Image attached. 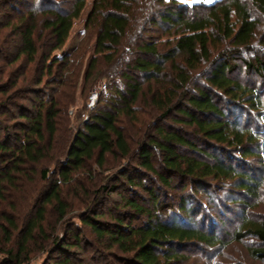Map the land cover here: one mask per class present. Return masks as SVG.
<instances>
[{
	"label": "trees",
	"instance_id": "trees-1",
	"mask_svg": "<svg viewBox=\"0 0 264 264\" xmlns=\"http://www.w3.org/2000/svg\"><path fill=\"white\" fill-rule=\"evenodd\" d=\"M85 4L0 0V231L10 261L25 262L37 241L42 251L80 248L78 227L65 229L68 237L62 239L47 232L48 212L64 222L69 205L63 186L92 163L103 168L113 156L118 163L126 161V168L113 184H102L90 201L84 200L89 214L80 217L95 243L112 256L125 254L118 259L129 264H175L187 259L182 252L190 246L218 252L232 241L251 239L249 257L264 262V214L251 212L264 191V93L235 74L234 62L251 50L264 0H220L195 15H189L197 9L194 1L189 6L180 0H93L87 22L102 17L103 26L83 77L84 90L104 77L111 83L104 82L106 90L86 114L85 107L74 114L79 125L58 153L64 158L49 168L67 105L54 97L59 88L49 85H58L61 96L73 95L80 67L79 61L70 67L67 53L53 52L64 46ZM160 26L165 38L159 41L148 33ZM241 61L248 71L264 75V54ZM42 83L44 90L38 88ZM126 122L140 124L135 142ZM41 164L46 166L39 169V188L27 199L29 210L15 218L4 208L6 193L24 178L32 181ZM116 179L148 194L144 203L121 197L123 210L132 219L143 217V223L98 212L101 199L119 187ZM162 188L180 190L175 204L161 199L166 196ZM196 193L202 198L196 199ZM221 196L240 211L225 235L215 229L223 220L218 213L207 218L208 229L196 222L207 205L225 207ZM58 263L71 264L66 257Z\"/></svg>",
	"mask_w": 264,
	"mask_h": 264
},
{
	"label": "rangeland",
	"instance_id": "rangeland-1",
	"mask_svg": "<svg viewBox=\"0 0 264 264\" xmlns=\"http://www.w3.org/2000/svg\"><path fill=\"white\" fill-rule=\"evenodd\" d=\"M92 1L93 0H86L85 7L83 8L80 16L74 21L69 37L66 40L64 46L61 49L53 52V54H56L57 56H61L63 53H67L69 55L70 67L76 64L78 61L80 62V67H78V82L74 90H72L73 95L65 93L63 96H61L60 87H58V85H49V89L54 88L55 90V88H59V92L55 93L54 91V97H62V101H65L67 104L66 106H63V109L65 110L63 114H61L62 117H60L59 124L57 126L58 130L56 140L53 144L55 150L52 151L53 159L50 160L49 168H53V162L55 161V159H57L58 162H61V160H63L64 158L63 153L61 155H58V153L61 152L63 148L67 147V144H65L66 137L69 134L72 136L75 128L79 125L75 121L74 114L81 110L83 107H85L86 109V112H83V114H86L87 111L91 109L86 107L88 92L90 88L96 86L97 83L92 86H88L87 89L84 90L83 77L89 65V62L94 55L95 47L103 26L102 17H97L89 23L87 22ZM192 1L196 2L197 9H194L190 12L188 11L190 13L189 15H195L197 13L203 14L207 11L202 6L220 0H180L181 3L188 4L189 6H191ZM258 18L259 25L254 37L251 50L243 52V54L240 56L243 61L251 59L252 55L255 56L258 54H264V16H259ZM162 30L163 29L161 26L153 27L148 34L151 36V38H155L160 41L161 39L165 38V34ZM241 59H237L236 61L234 60V62H236V64L238 65L237 69L235 70V74H240L239 76L243 81L254 84L257 89L264 93V75L253 70L248 71L247 69H245ZM31 74L32 72L28 74V76H30ZM45 78L46 77H44L43 80H45ZM116 79L118 80V78ZM199 79L200 76L198 77V80ZM110 80V78L104 77L98 80V82L100 81L99 84L106 82V84L110 86ZM43 84L44 83L40 84L38 88H43L44 90ZM105 93L103 95H105ZM25 96H27V98H34V96L36 95L32 93H26ZM22 102L24 104H28V102L25 100H22ZM140 115V117H144V115ZM0 119L2 120V117ZM13 121L14 119H10L8 120V122H5L8 125L12 124ZM124 126L127 135L131 137L132 142H135V140H137V138H139L140 136V124L136 122H126ZM8 132L11 134L12 132H14V129L10 128V131ZM3 135L4 132L2 131L0 134V139L3 137ZM198 143V146H203L204 144L200 141H198ZM118 162L119 161L117 158L109 156L107 157L106 164L103 168H99L96 164L92 163L91 165L87 166L82 171V173H80L78 176L76 175L77 178L75 181L63 186L62 192L66 196L69 205L68 214L65 216L64 222L61 223V221H57V216L56 214L52 213L53 211L48 212L46 222L47 232L53 230L54 234L58 235V237L62 239L65 236L68 237L66 234L64 235L65 229H72V231H76L75 228L78 227L80 228L82 234L79 236V239H81L82 241L80 248L68 249L66 253L52 252L49 251V249L46 251H42L39 247L42 242L37 241L36 244L31 245V249H33V251L29 254L28 259H24L25 262L21 264H59L58 262L65 257L70 260L71 264H129L130 261L128 262L127 259L126 261H122L123 259H118L123 258V256L126 258L125 254L118 253L115 258L111 255L112 251H108L106 248L100 246L99 243H95V236L93 232L90 231L89 228L85 227L80 221V217H86L89 214L85 210L84 200L90 201V196H92L91 194L93 193V191L99 188L102 184H105L106 182L109 183L108 185L113 184V182H115V178H117L118 176V172L126 168V161H121L120 163ZM42 166L46 165L41 164L35 167L34 172L31 175L33 177L32 181L27 182L26 178H24V180L20 181L19 187L11 191V194L10 192L6 193L7 196L9 194V201L5 202V207H3L7 212H11L15 216V218L19 216L21 219V217L26 216L25 213H27V211L29 210V201L27 199H29V196L35 193L40 186L38 173L39 169L42 168ZM174 180L176 181V179ZM116 181V184L117 186L119 185V187L101 199V203L97 205L98 212H103L105 214V218H110L111 214H121L123 215L124 223H128L130 219L131 224L143 223V217L132 219L130 217L131 215L127 214L126 210H123L124 208L121 207V197L131 196L133 198H136L140 203H144L148 200V194H146L144 190L137 187L130 188L122 185L120 183L121 179H116ZM162 190L164 193H166V196H161V199L166 201V203L170 202L175 204L176 200L179 197L180 190L167 188H162ZM186 191L187 190L185 189V192ZM201 195L202 194L196 193L195 198L200 199L202 198ZM221 197H219L220 202L222 200V204L226 203V205H224L225 207L221 205L222 209L221 206H217V208L215 209L211 204V209L210 206L207 205V207L209 208H204L206 209L203 210L204 213L203 211H200V214L204 215L200 216L199 214V216H197L196 222L198 224H204V228L208 229L209 224L207 218H214V215L218 213L223 218V220L221 222L216 221L215 229L221 234L225 235L226 233H230L232 228L235 226L237 222V216L240 211L236 206L228 203L226 197ZM225 199L227 201H225ZM202 200H205V197H203ZM10 202H12L11 204H14L15 207H17V211L14 212L10 209ZM250 202L252 204H258V202L254 200H251ZM3 203L4 202H2V204ZM259 204L260 205L256 209H251L252 214H264V191H262V198L261 201H259ZM217 209H220V213L219 211H217ZM165 212L168 213L169 211L166 210ZM20 219L17 220L19 221V223H21ZM225 238H227L228 240L230 239V237L228 236H226ZM69 241L74 242L71 239H69ZM251 242V239H247L241 242L232 241L228 243L224 248L219 249L218 252L208 248H204L200 245L190 246L182 252L187 256V259H185L181 263L177 262L175 264H264V262L256 261L249 257L247 246ZM7 248L3 245V234L0 231V264H17L10 261V256L6 252Z\"/></svg>",
	"mask_w": 264,
	"mask_h": 264
},
{
	"label": "built area",
	"instance_id": "built-area-1",
	"mask_svg": "<svg viewBox=\"0 0 264 264\" xmlns=\"http://www.w3.org/2000/svg\"><path fill=\"white\" fill-rule=\"evenodd\" d=\"M106 90V84L105 83H100L96 86L95 89H93L89 95H88V98H87V101H86V107L87 108H92L97 99H98V96L100 94V92H104ZM71 112V111H70ZM87 118V116H85V119Z\"/></svg>",
	"mask_w": 264,
	"mask_h": 264
}]
</instances>
